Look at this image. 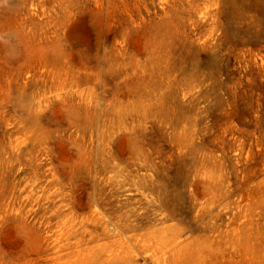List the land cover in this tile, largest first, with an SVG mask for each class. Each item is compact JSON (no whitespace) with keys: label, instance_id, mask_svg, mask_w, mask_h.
<instances>
[{"label":"rangeland","instance_id":"374dc122","mask_svg":"<svg viewBox=\"0 0 264 264\" xmlns=\"http://www.w3.org/2000/svg\"><path fill=\"white\" fill-rule=\"evenodd\" d=\"M0 264H264V0H0Z\"/></svg>","mask_w":264,"mask_h":264}]
</instances>
